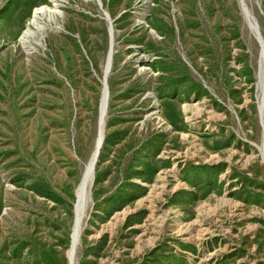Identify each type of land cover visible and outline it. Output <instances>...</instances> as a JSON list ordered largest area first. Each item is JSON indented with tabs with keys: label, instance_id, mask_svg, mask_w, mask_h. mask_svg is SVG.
I'll use <instances>...</instances> for the list:
<instances>
[{
	"label": "rangeland",
	"instance_id": "374dc122",
	"mask_svg": "<svg viewBox=\"0 0 264 264\" xmlns=\"http://www.w3.org/2000/svg\"><path fill=\"white\" fill-rule=\"evenodd\" d=\"M49 5L0 0V264H71L111 46L73 264H264V0H64L23 40Z\"/></svg>",
	"mask_w": 264,
	"mask_h": 264
},
{
	"label": "bare ground",
	"instance_id": "6f19581e",
	"mask_svg": "<svg viewBox=\"0 0 264 264\" xmlns=\"http://www.w3.org/2000/svg\"><path fill=\"white\" fill-rule=\"evenodd\" d=\"M62 1H64V0H50L49 6L37 8L33 12V17H32L29 29L23 34L22 39L25 40L31 36L32 28L38 32H41L44 29V27H46L41 23L43 20L48 21L50 24L51 23L55 24L56 19L61 15V12L59 10V6H60V2H62ZM242 7L244 9L245 14H247L246 15L247 20L252 21V17L248 16V11L246 10L244 4L242 5ZM112 57H113V48L111 46L110 54L108 56L107 65L105 68V72H106V70H108L110 63L112 64ZM261 78L264 81L263 72H262ZM259 81L261 83V80H259ZM105 99H106V90H103V96H102V100H101V104H100L99 133H98V138L96 141V146H95L94 152L92 154V157H91V159H90L89 163L87 164L86 169L84 171L82 183L80 184L79 189L77 191V200H76L77 203L75 206V216H76L77 220H75V224H74V228H73L72 244H74V245L72 248L73 251L72 252L70 251V253H69L71 255H72V253L74 254V252H75L74 249L77 246L76 242H78V239L80 237V232L82 229L81 228V225H82L81 219L83 218V215L85 213V210H86L88 202H89V191H90L91 185L93 184V179H94L93 166L95 168V166H96L95 163H97V161H98L99 153H100V150H101L102 145H103L104 120L106 117V116H104ZM260 110H261V113L263 115V113H264L263 112V110H264L263 102L260 106ZM262 122H263V127H264V118L262 119ZM71 255H69L70 261H72L71 264H73V262L75 261V257L73 255L72 256Z\"/></svg>",
	"mask_w": 264,
	"mask_h": 264
},
{
	"label": "water",
	"instance_id": "95a60500",
	"mask_svg": "<svg viewBox=\"0 0 264 264\" xmlns=\"http://www.w3.org/2000/svg\"><path fill=\"white\" fill-rule=\"evenodd\" d=\"M254 29H255V33H256V35H257V40L259 41V44H260V46H261V59H262V64H263V66H264V41L262 40V38H261V36H260V33H259V31H258V28H257V25H256V23L254 22ZM112 66V64L110 63V66H109V68H108V70H106V72H105V74H104V81H103V85H104V90H106V99H105V108H104V116H106V109H107V106H108V100H109V92H108V86H107V78H108V75H109V73H110V70H111V67ZM263 83H264V81H263ZM263 90H264V87H263ZM103 142H104V138H103ZM263 149H264V133H263ZM95 165H96V163H95ZM94 166H93V172H94ZM93 182H94V180H93ZM92 186H93V184H92Z\"/></svg>",
	"mask_w": 264,
	"mask_h": 264
}]
</instances>
